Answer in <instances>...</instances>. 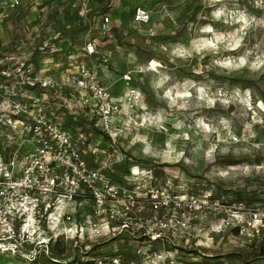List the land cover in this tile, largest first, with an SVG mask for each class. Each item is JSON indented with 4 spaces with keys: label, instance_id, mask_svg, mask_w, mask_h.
<instances>
[{
    "label": "rangeland",
    "instance_id": "1",
    "mask_svg": "<svg viewBox=\"0 0 264 264\" xmlns=\"http://www.w3.org/2000/svg\"><path fill=\"white\" fill-rule=\"evenodd\" d=\"M19 2L0 0V119L41 96L91 166L124 172L116 182L135 196L156 183L171 198L231 209L197 216L186 236L152 239L135 221L96 216L89 200L61 202L40 221L0 220V264H264V0ZM138 7L148 23L133 21ZM82 65L122 105L112 140L71 83ZM17 132L0 122L5 161L33 148Z\"/></svg>",
    "mask_w": 264,
    "mask_h": 264
},
{
    "label": "built area",
    "instance_id": "2",
    "mask_svg": "<svg viewBox=\"0 0 264 264\" xmlns=\"http://www.w3.org/2000/svg\"><path fill=\"white\" fill-rule=\"evenodd\" d=\"M101 1L80 0L85 8ZM11 3L13 7L20 2L11 0ZM133 19L137 24H146L150 20V13L138 7L134 10ZM100 28L104 32L110 30L108 16H103ZM93 49L89 44L87 53L92 55ZM124 79L128 84L132 81L129 75H125ZM71 83L79 95L87 98L85 103L92 105V112L97 118L96 128L112 140L123 122L122 105L86 66L80 67ZM138 100L135 94L130 98V109L133 108L132 103ZM12 110L14 118L1 116L0 122L15 134L17 130L25 133L26 141L33 148L24 151L19 145L6 161L0 157V220L9 226L13 217L25 218L32 212L35 219L40 221L47 209L61 202L80 199L92 202L96 216L112 221L122 219L125 229L128 228V221H135L137 232L157 239L166 233L186 236L197 216L206 219L212 210L231 209L221 205L219 200L210 205L205 200L194 198H171L156 183L144 189V196H135L129 183L115 182L111 176L90 165L76 135L57 117H50L43 97H27L15 104ZM130 175L136 178L140 174L132 171ZM146 179L152 180L149 174Z\"/></svg>",
    "mask_w": 264,
    "mask_h": 264
},
{
    "label": "trees",
    "instance_id": "3",
    "mask_svg": "<svg viewBox=\"0 0 264 264\" xmlns=\"http://www.w3.org/2000/svg\"><path fill=\"white\" fill-rule=\"evenodd\" d=\"M102 2V1H101ZM99 3V2H98ZM106 14V13H105ZM88 161H89V163L91 162V160H90V158H88ZM91 165V164H90ZM128 171H126V173H127ZM122 173V175H117V173L115 174V172L112 174V175H110V174H108L109 176H111V178H112V180L113 181H119V180H117V177L118 178H122V179H124L123 177H124V172H121ZM234 203H236V202H234ZM237 203H241V202H237ZM263 255H264V252H261V254H260V256H261V259H263L262 257H263ZM90 264H97V262L96 263H91L90 262Z\"/></svg>",
    "mask_w": 264,
    "mask_h": 264
},
{
    "label": "flooded vegetation",
    "instance_id": "4",
    "mask_svg": "<svg viewBox=\"0 0 264 264\" xmlns=\"http://www.w3.org/2000/svg\"><path fill=\"white\" fill-rule=\"evenodd\" d=\"M0 241H2V240H0ZM4 242V241H3ZM0 244H2V243H0ZM4 244V243H3Z\"/></svg>",
    "mask_w": 264,
    "mask_h": 264
}]
</instances>
